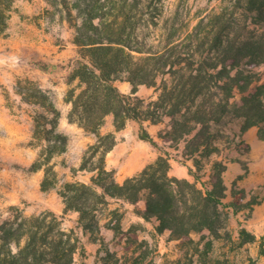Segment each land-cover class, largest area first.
<instances>
[{"label":"trees","instance_id":"obj_1","mask_svg":"<svg viewBox=\"0 0 264 264\" xmlns=\"http://www.w3.org/2000/svg\"><path fill=\"white\" fill-rule=\"evenodd\" d=\"M7 1L0 0V9ZM159 1L61 0L72 29L70 42L78 48L77 58L67 67L61 65L69 85L76 82L67 93L69 120L92 133L99 131L108 115L115 118L118 129L128 120L167 121L159 136L193 161L189 170L195 180L170 177L171 158L165 152L119 183L115 171L104 165L106 153L115 145L112 139L102 150L92 184H71L65 191L66 208L79 212L84 234L99 230V207L114 198L134 205L143 202L137 214L156 221L160 234L168 232L180 239L208 233L218 239L228 227L229 210L236 206L226 203L228 162L224 159L233 151L249 155L245 136L253 127L264 140V72L260 71L264 0H237L246 23L259 24L260 33H248L247 24L236 29L222 13L210 29L205 21L212 20L203 17L177 36L166 23L163 38L155 45L147 41L144 31L159 24V16L148 13L158 9ZM1 17L3 21V11ZM119 81L130 83L131 91L123 93L115 85ZM143 85L154 88L155 96H140ZM25 101L32 100L25 97ZM44 108L34 118L35 138L54 143L53 147L61 145L63 151L68 138L57 131L58 111L53 103ZM143 139L153 143L147 133ZM72 238L60 229L57 216L24 218L18 211L0 222V264H73L77 242ZM261 255L264 258V248Z\"/></svg>","mask_w":264,"mask_h":264},{"label":"rangeland","instance_id":"obj_2","mask_svg":"<svg viewBox=\"0 0 264 264\" xmlns=\"http://www.w3.org/2000/svg\"><path fill=\"white\" fill-rule=\"evenodd\" d=\"M237 4V0H160L157 10H148L149 15L159 16V24L146 29L145 37L157 45L166 23L177 36L191 30L203 17L212 20L205 21L208 30L222 13L238 29L247 21ZM0 11L5 18H0V222L18 211L24 218L57 216L60 229L77 242L73 264L264 263V140L256 127L245 136L250 145L248 156L235 151L228 157L221 155L228 158L224 159L228 162L226 203L236 205L229 210V224L222 237L214 239L200 233L175 239L168 232L160 234L156 221L137 214L143 202L134 205L114 198L99 207V230L84 234L79 212L66 208L65 191L71 184H92L102 150L112 139L115 145L106 153L104 165L115 171L119 183L142 172L165 152L171 158L169 176L193 182L189 170L193 161L169 148L170 143L159 136L167 121L152 124L128 120L118 129L115 118L108 115L97 133L70 122L67 93L76 82L69 85L67 70L61 74V65L67 67L76 59L78 48L70 42L72 29L61 0H10ZM248 22V33L263 30L259 24ZM260 71L264 72V66ZM115 85L123 93L132 89L128 82ZM138 94L149 98L154 88L140 86ZM25 97L32 101H25ZM50 103L58 111L57 131L68 138L63 151L61 145L53 147L54 143L48 145L35 138L34 118ZM145 133L153 143L143 139Z\"/></svg>","mask_w":264,"mask_h":264}]
</instances>
